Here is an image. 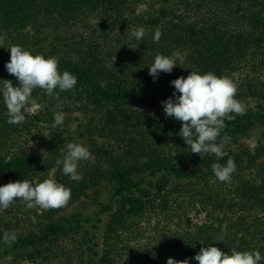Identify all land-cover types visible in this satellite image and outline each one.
I'll use <instances>...</instances> for the list:
<instances>
[{
	"label": "trees",
	"instance_id": "obj_1",
	"mask_svg": "<svg viewBox=\"0 0 264 264\" xmlns=\"http://www.w3.org/2000/svg\"><path fill=\"white\" fill-rule=\"evenodd\" d=\"M145 3L147 7L137 8ZM139 27L145 29L141 41L131 36ZM157 28L162 36L155 43ZM0 34H6L5 45L0 46V80L19 86L5 68L12 45L33 55L58 57L60 72L68 70L78 80L73 90L60 93V107L55 98L35 89L39 110L20 125L7 123L0 93V186L52 177L72 193L67 206L34 213V224L24 217L23 223L31 226L16 233L11 247L3 242L1 229L14 230L21 219L12 209L8 217L0 214V257L8 253L2 249L7 246L18 251L16 259L51 263L68 232L87 225L95 229L102 214H107V221L100 249H94L95 236L88 238L87 264H167L169 257L198 264L195 255L209 246L229 253L258 250L264 256V0H0ZM177 50L181 53L177 66L154 80L148 67L155 56H171ZM241 67L252 69V75L234 81L232 75ZM191 71L228 76L238 86L236 99L255 102L244 115L226 121L221 132L232 143L262 127L263 142L254 154L251 147L242 148L226 151L228 156L217 160L214 154L201 158L189 146L182 149L178 135L182 125L166 116L161 102L175 99L170 82ZM70 102L90 113L85 128L90 131L94 125L102 140L90 137L89 148L97 159L79 173L80 181L64 175L62 165L55 163L62 158L61 149L66 151V137L61 126L52 127L54 113ZM162 114L174 123L172 128L163 127L171 133V143L141 133L154 129L152 124L163 119ZM40 125L48 130L46 156L12 147L33 130L41 134ZM116 144L120 146L114 148ZM228 157L234 158L236 171L231 182L224 183L211 165L226 164ZM101 181L112 185V196L95 214L59 216ZM192 212L203 215L202 222L192 224L188 219ZM174 224L186 227L179 233L172 229Z\"/></svg>",
	"mask_w": 264,
	"mask_h": 264
},
{
	"label": "clouds",
	"instance_id": "obj_2",
	"mask_svg": "<svg viewBox=\"0 0 264 264\" xmlns=\"http://www.w3.org/2000/svg\"><path fill=\"white\" fill-rule=\"evenodd\" d=\"M131 36L141 41L145 36V29L139 27L131 32ZM162 32L157 28L153 35V41L158 43ZM6 34H0V46H4ZM10 59L5 68L10 75L16 77L19 86H13L11 80L2 81L3 103L7 109V123L20 125L26 117L32 114V108L36 105L33 98L35 89H41L48 97L58 101L60 107V93L71 91L77 85V77L68 70H59V58L56 56L45 57L43 54H35L24 49L20 45H12L7 48ZM181 53L177 50L171 56L157 54L149 69V75L155 80L160 72L171 73L177 66V59ZM174 87L173 99L169 97L162 101L163 111L167 117L174 118L181 123L178 133L189 146L191 153L214 154L217 160L228 156L224 151V145L230 142L228 135L221 136L226 128V121H233L237 115H244L246 107L244 103L236 99L238 93L237 84L228 76H217L209 71L200 74L191 71L185 78L180 76L170 82ZM179 93V95H177ZM66 114L62 111L54 113L53 128L62 126ZM171 135V133H170ZM46 137V136H45ZM256 145H251L250 151L255 152ZM62 158L56 160V165H62L63 174L74 181H80L82 176L78 173L80 161L92 158L89 148L83 144L70 142L66 145V151L61 149ZM215 177L224 183L231 182L232 174L236 171L234 158L228 157L226 164L218 162L211 165ZM71 189L62 183L56 182L52 177L42 182L23 181L8 182L0 186V211L7 210L16 201H21L27 208L39 207L41 209H59L67 206L71 199ZM223 231V230H222ZM17 241L16 233H3V242L11 247ZM218 242L223 243L219 237ZM194 259L198 264H260L264 256L258 250L224 252L218 247H201ZM167 264H189L188 259L174 260L169 257Z\"/></svg>",
	"mask_w": 264,
	"mask_h": 264
},
{
	"label": "rangeland",
	"instance_id": "obj_3",
	"mask_svg": "<svg viewBox=\"0 0 264 264\" xmlns=\"http://www.w3.org/2000/svg\"><path fill=\"white\" fill-rule=\"evenodd\" d=\"M144 7H147V3L141 4L137 8L143 9ZM251 70L252 69H250L249 67H241V70L239 72L232 75V79L234 81L243 80L247 75H252ZM262 77H264L263 74ZM243 103L246 109L251 108L255 105L254 101H247ZM132 107L136 108V110L141 112L145 111V107L142 106L133 105ZM37 110L39 109L36 106H33L32 114H35ZM61 111L66 114L64 123L61 126L63 132L65 133L64 135L66 137V145L70 142H76L83 144L89 148L90 137L93 138L98 143H101L102 140L101 138H99V131L95 129L94 125L91 126L90 131H88L85 128L87 127L90 113L85 112L80 103L70 102ZM162 118L163 119H158L157 123L152 124V127L154 129L149 130V132L142 131L141 133L147 139L149 138L152 140L153 138L156 140L163 139L161 142H163L165 139L167 143H171L170 132L168 130H165L163 127L166 126L172 128V125H174V123L170 119L166 118L164 114H162ZM39 128L41 134H39L38 132L36 133L35 130H33L32 132L33 135L23 136V138H19V139L17 138V141H15L12 144V147H14L15 149L20 148L25 151L34 149L38 151L40 154L46 156L48 152V138H47L48 130L46 128V125L45 126L40 125ZM262 131L263 128L259 126L254 130H252V132L248 137L240 138L232 143L229 142L226 143L224 145V151H238L242 148H249L253 144L257 146L259 143L263 142ZM180 142L182 144L181 145L182 149H186L188 147V145L184 142V139L182 137H180ZM118 146H120V144L114 145V148ZM121 150H123V147L121 148ZM121 150H119V154L123 155ZM204 155H209V154H204ZM96 159L97 158H95V156L92 155V158L89 159V161L87 160L80 161L77 169L78 173H82L85 167H87V165H91L92 163L96 162ZM111 192H112V185L109 184L107 181L106 182L101 181L99 185L91 186L89 189H87L83 195H81L75 202L70 204L59 216L61 218L70 217L76 214L91 216L98 211L100 204L104 205L110 200V197L112 196ZM11 209L12 211L16 212L17 217L21 219V223L18 224L16 226L17 228H15L14 230L7 231L9 233L12 232L24 233L26 230L30 228L32 224H34L33 218H31L34 215V213H40V211L44 210L39 207H34L32 209H29L27 207H24L21 201H16L7 210L0 211V214L2 216L8 217V213L10 212ZM24 217L25 220L31 219V222H29L31 225L27 222L23 223ZM188 219L189 221H191L192 224H198L202 222L203 215H198L195 212H192V214L189 215ZM97 220H99L100 222L95 224V229H93L91 225H87V226H83V228H81L78 232H71V233L68 232L64 237V240H62L59 243L60 251L57 254L55 260L50 261L51 263L48 264H87L89 262V258H88L89 253L87 251L88 238H90L91 236H95L96 239L92 243L93 245H96L94 249L96 251H99L100 236L102 233V229L104 228V225L107 221V214L100 215L99 217H97ZM185 227L186 225L183 226L182 225L175 226V224L172 225V229L179 233H181V231H183ZM187 227L189 229L193 228L192 225ZM1 231L5 232L6 230L1 229ZM92 243H90V245H92ZM2 249L3 251L4 249H6L8 253L7 254H4V252L2 253L3 255L0 257V264H30L27 261L14 258V256L17 255L18 251L11 250L7 246H4Z\"/></svg>",
	"mask_w": 264,
	"mask_h": 264
}]
</instances>
